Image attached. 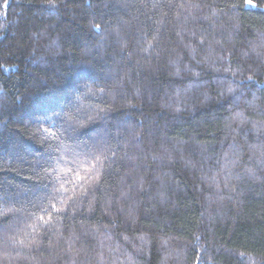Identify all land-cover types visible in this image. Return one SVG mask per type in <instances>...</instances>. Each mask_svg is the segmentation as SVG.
I'll return each instance as SVG.
<instances>
[{
    "label": "trees",
    "instance_id": "trees-1",
    "mask_svg": "<svg viewBox=\"0 0 264 264\" xmlns=\"http://www.w3.org/2000/svg\"><path fill=\"white\" fill-rule=\"evenodd\" d=\"M0 264H264V0H0Z\"/></svg>",
    "mask_w": 264,
    "mask_h": 264
},
{
    "label": "snow or ice",
    "instance_id": "snow-or-ice-1",
    "mask_svg": "<svg viewBox=\"0 0 264 264\" xmlns=\"http://www.w3.org/2000/svg\"><path fill=\"white\" fill-rule=\"evenodd\" d=\"M252 2H253V0H247V3H249V4H252ZM76 164H77L76 160L73 159L72 161H70V165H69V167H68V169H67V171L65 173L63 183L72 184V183H74L76 181H79L81 179L88 178V173H89L90 169L84 167L83 165H79L77 167H72L71 166V165H76ZM92 167H95V165H92ZM81 172L84 173L83 176H81ZM51 207H52V209L58 211V209H56L55 204H52ZM41 210L45 211V212L48 211L46 208L45 209H41ZM48 214H49V217H50L51 214L50 213H48ZM39 219L41 221H43L44 217L40 216Z\"/></svg>",
    "mask_w": 264,
    "mask_h": 264
}]
</instances>
